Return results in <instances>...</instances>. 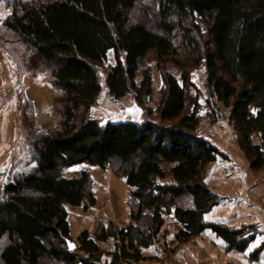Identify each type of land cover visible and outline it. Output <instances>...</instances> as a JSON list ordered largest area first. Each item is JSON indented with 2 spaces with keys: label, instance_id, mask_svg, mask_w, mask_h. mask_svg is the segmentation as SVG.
<instances>
[{
  "label": "trees",
  "instance_id": "1",
  "mask_svg": "<svg viewBox=\"0 0 264 264\" xmlns=\"http://www.w3.org/2000/svg\"><path fill=\"white\" fill-rule=\"evenodd\" d=\"M1 1L9 9L0 27L9 48L3 47L19 74L52 82L57 123L41 131L29 127L31 166L0 188V264H137L146 258L143 248L159 241L173 209L178 244L210 228L230 249L247 250L256 225L232 228L205 219L220 201L205 182V168L225 154L198 133L200 117L188 109L189 69L205 64L210 95L229 108L251 168H263L264 0H154L156 30L133 17L139 0ZM110 51V94L120 99L133 91L142 108L155 101L158 120L103 122L90 114L102 89L99 67ZM151 55L162 74L160 89L146 64ZM168 64L182 70V81ZM31 105L25 102L29 123ZM114 161L133 189L132 222L109 221L95 237L85 230L74 239L67 206L87 209L96 198L88 170L76 176L66 170L80 163L106 169ZM168 173L175 182L159 183ZM110 238L114 250L102 249L99 240ZM263 249L264 243L250 259L258 260Z\"/></svg>",
  "mask_w": 264,
  "mask_h": 264
},
{
  "label": "crops",
  "instance_id": "2",
  "mask_svg": "<svg viewBox=\"0 0 264 264\" xmlns=\"http://www.w3.org/2000/svg\"><path fill=\"white\" fill-rule=\"evenodd\" d=\"M0 50H2L0 51V172H2L10 166L16 145L14 141H17L12 140L10 136L13 135L8 132L13 126L16 128L23 127L25 101L32 104L33 125L41 131L53 126L51 121L54 118L53 107L57 92L50 80L27 73L19 74L11 55L2 46H0ZM111 52L113 60L110 59ZM114 57V52L110 51L108 67L115 63ZM155 75L153 76L155 87L160 89L164 82L163 80L157 82L158 79L155 77L158 74ZM141 79L142 77L139 81L137 79V82L139 83ZM111 97L107 85L104 87L102 83L97 103L105 101L108 103L107 101ZM135 103L137 104V102H133V105ZM94 108H92L93 114ZM101 116V114H94V117L99 119ZM109 120L111 119H105L103 122ZM125 120L135 119L128 118ZM211 142L225 156H218L217 160L209 162L205 168L204 179L206 184L220 196L219 203L205 213V219L211 222H221L232 228L254 224L258 228L255 239L250 243L247 250L238 252L230 249L225 240L212 229L207 228L200 235L178 244L175 234L178 231L179 223L173 209L166 216V222L161 227L159 241L143 248L142 253L146 258L137 264H264V249L261 251L258 260L250 259V254L264 243V167L259 170L251 168L249 159L239 146V141ZM83 164L86 163L69 167L66 175L76 176L81 171L87 170V168L80 167L77 173L69 171ZM164 166L169 168L172 164L165 163ZM10 180L8 179L4 184ZM111 182L115 184L116 180L107 177L103 181L107 188H110ZM119 182L124 184V186L121 185L119 192L120 194L124 193L125 203L120 202L122 207L120 205L121 208L118 213L112 206L105 208L104 205L100 209L98 204L89 207L95 208V212L85 211L83 206H67L71 234L74 239L85 230H88L90 235L95 237L99 224L106 225L109 221L115 222L120 227L132 222V208L128 201L133 189L127 184L125 177ZM173 182L175 179L172 173H168L165 178L159 179V183ZM114 191L115 188L110 194H115ZM99 245L102 249L114 250L115 240L114 238L99 240Z\"/></svg>",
  "mask_w": 264,
  "mask_h": 264
},
{
  "label": "rangeland",
  "instance_id": "3",
  "mask_svg": "<svg viewBox=\"0 0 264 264\" xmlns=\"http://www.w3.org/2000/svg\"><path fill=\"white\" fill-rule=\"evenodd\" d=\"M153 4H154V0H139L138 7H136L132 13H133V17H135L136 20H139L145 23L148 27L156 30L158 27V17L153 9L154 6ZM8 14H9V9L5 8L4 2L0 0V27L2 26V22L4 18ZM3 32L4 31H2L0 28V35L3 34ZM3 45H5L6 48H9L8 44H5L3 40L2 41L0 40V46L3 47ZM110 59L113 60L112 52ZM108 64H109V58L103 65L99 67V74H100L101 82L103 83L104 87L106 86L105 84H106V76L108 71ZM146 64L151 66L152 76H156L155 74H158V76L155 77L158 79L157 82L159 80L162 81L163 80L162 74L160 70H158L157 68L156 61L152 59V55L146 60ZM168 69L171 72H173V74H175L182 81L181 79L182 70L180 68H178L173 64H168ZM141 77L142 75L140 74L137 78L138 81L140 80ZM189 79L193 83V85H190L188 87L190 99L192 97V103H189L188 109L192 110L193 108H195V110L197 111L200 117L198 133L210 141H238V135L229 121V111H230L229 108L226 107L223 103L217 101L214 97L210 95V92L206 84L205 64L201 63L197 67L190 68ZM105 102L96 103V105L93 106L95 107L94 114L96 115L101 114L102 116L100 117V119L102 121L109 118L114 121L125 120L128 118L135 119L134 110H133L135 107H140L142 109L139 118L148 117L154 120H158L159 118V116L156 113L157 103L155 101H150L143 108L137 105L136 103L133 105V102H136L133 91L128 93L124 98H120V99H115L112 96L107 101L109 104ZM92 110L90 114L94 117ZM27 114L28 112H25V118ZM53 116L54 118L51 121V123L53 126H55L57 123V117L55 116V114ZM33 119H34V114L30 123L28 122L29 119L27 120L26 118L22 128L19 127L16 128L15 126H13L15 128L12 127L8 132L11 133V135H13L10 136V138L12 140H17V141H14L16 145L14 148L12 160L9 164L10 166L6 168L4 171L0 172V188L8 179H11L16 172L27 170L31 166L30 164L28 165L26 163L29 160L30 154L27 149L28 147L25 145V142L27 140V132L29 127L30 126L34 127ZM116 162L117 161H114V163L106 169L97 166H91L88 164H83L78 166L79 168L76 167L73 168L72 170H69L71 173L72 172L77 173L79 172L80 167H84L87 168V170L91 174L92 189L96 198V203L91 204L89 201H87L88 206L87 209H85V211L95 212L96 211L95 208H89V207L91 205L93 206L98 204L100 209L104 207V205L106 206L105 208H110L112 206L114 207L115 211L118 213V211L122 207V204H120V202L125 203V199L123 198L124 193L120 194L119 192L120 188L124 186V184H120L119 182V180H122L123 176L115 172ZM107 177L114 178L116 180L115 184H112L111 182V184L109 185L110 188H107L105 186V183H103V181H105V178ZM114 188H115L114 191L115 194L111 195L110 192L111 191L113 192ZM129 202H130V198L128 203ZM44 262L45 264H50L49 263L50 261H44Z\"/></svg>",
  "mask_w": 264,
  "mask_h": 264
},
{
  "label": "water",
  "instance_id": "4",
  "mask_svg": "<svg viewBox=\"0 0 264 264\" xmlns=\"http://www.w3.org/2000/svg\"><path fill=\"white\" fill-rule=\"evenodd\" d=\"M133 110H134L135 120H138L141 115L142 109L140 107H135ZM65 240L70 249L76 248L77 244L74 241H72L71 239H65ZM70 245H74V247H71Z\"/></svg>",
  "mask_w": 264,
  "mask_h": 264
},
{
  "label": "snow or ice",
  "instance_id": "5",
  "mask_svg": "<svg viewBox=\"0 0 264 264\" xmlns=\"http://www.w3.org/2000/svg\"><path fill=\"white\" fill-rule=\"evenodd\" d=\"M71 247H74V245H70Z\"/></svg>",
  "mask_w": 264,
  "mask_h": 264
}]
</instances>
